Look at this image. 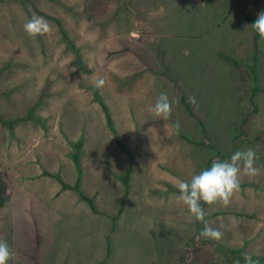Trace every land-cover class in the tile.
Masks as SVG:
<instances>
[{
	"label": "rangeland",
	"instance_id": "374dc122",
	"mask_svg": "<svg viewBox=\"0 0 264 264\" xmlns=\"http://www.w3.org/2000/svg\"><path fill=\"white\" fill-rule=\"evenodd\" d=\"M262 5L0 0V114L14 121L0 122V241L13 253L9 264H247L227 259L217 243L264 255V39L255 60L247 18L257 19ZM33 16L48 22L47 33L24 31ZM161 93L178 101L166 121L149 111ZM182 93L195 97L207 135ZM77 126L98 145L116 131L134 150L131 188L120 183L127 161L116 140V151L87 147L78 189L62 186L60 177H81L67 157ZM249 148L258 174H242L227 205L202 204L220 239L192 240L198 224L177 202V184ZM94 151L115 158L112 179H103L109 170L95 166Z\"/></svg>",
	"mask_w": 264,
	"mask_h": 264
},
{
	"label": "clouds",
	"instance_id": "9594fccd",
	"mask_svg": "<svg viewBox=\"0 0 264 264\" xmlns=\"http://www.w3.org/2000/svg\"><path fill=\"white\" fill-rule=\"evenodd\" d=\"M24 31L31 37L44 35L50 29L48 22L39 16L31 17L24 24ZM255 33L264 39V12L258 14L257 19L251 24ZM106 81L101 78L96 81L97 88H103ZM189 102L195 105V97H189ZM178 101L170 99L167 93H161L154 103L149 106V111L161 120L166 121L174 104ZM256 153L253 149L237 150L229 159L214 160L209 167L201 169L191 176L190 180H180L177 184L179 195L177 202L185 205L189 213L204 224L200 235L204 238L220 239L222 233L209 226L205 219V210L202 204L212 205L222 201L227 205L231 196L239 191L241 175L255 176L259 169L255 166ZM13 253L7 243L0 241V264H9ZM247 264H254L252 258L246 257Z\"/></svg>",
	"mask_w": 264,
	"mask_h": 264
},
{
	"label": "crops",
	"instance_id": "0c3cea01",
	"mask_svg": "<svg viewBox=\"0 0 264 264\" xmlns=\"http://www.w3.org/2000/svg\"><path fill=\"white\" fill-rule=\"evenodd\" d=\"M79 127L77 126V129H78ZM109 129V128H108ZM107 130V129H106ZM113 133H112V135H110V132H107V133H105V134H103L99 139H100V145H98L97 143H96V141L94 142L93 140H92V137L90 138V136L89 135H87V134H84V133H82V132H80L79 131V129L76 131V132H74V134H73V136H74V139L71 141L72 142V147H75L76 149H74L69 155H67V157L69 158V159H71L72 161H74V163H76V161H75V158H74V155L77 153V150H78V148H77V145L78 144H80L81 143V147H80V149L78 150V159H79V164H80V168L78 167V165H77V168L75 167V165L73 164V166H71V168H72V170L74 171H76V172H78V170H81V171H79V172H81L80 174H81V177H80V175L78 174V179L79 180H67V178L65 177V176H63V180H64V182L65 183H67L68 185H70V186H75V183H76V185H79V184H81V182H82V172L84 171V169L82 168L83 167V165H84V156H83V152L87 149V147H89L90 146V148H91V146L93 147V148H106L107 150L109 149V150H113V151H116L115 150V140H116V142H118V145H119V147H120V150H121V152L123 153V155L125 154V159H126V161H127V166H126V168L124 169V171H123V174L121 175V177H120V183H121V186L123 187V189H124V192L126 191V189H127V185H126V183L124 182V179H125V176L127 175V173H129V179H130V176H131V173H132V170H133V168H134V164H135V152H134V150H128V148L126 147V145L122 142V140H121V138H120V136H119V134L118 133H116V131H112ZM94 133V132H93ZM97 136V133L95 132L94 133V136ZM92 140V141H91ZM93 144H92V143ZM91 143V145H89ZM93 155L95 156V158H97L96 159V161L94 162L93 161V163L95 164V166L96 165H98V166H102V167H108L107 169L109 170L106 174H104L103 175V179H105L106 181H108V180H110V179H112V176H110L109 175V172L110 171H113L112 170V167L110 166V163H113V161H115V158H113V159H108V158H103V154H100V153H98V152H93ZM92 155V156H93ZM92 156H91V158H92ZM93 156V157H94ZM100 157H102L103 158V160H102V163H98V161L97 160H99L100 159ZM134 158V159H133ZM71 165V164H70ZM78 169V170H77ZM66 170V169H65ZM98 170V168L96 169H93L92 168V171L95 173V175L99 172V171H97ZM114 172V171H113ZM130 182H131V180L129 181V188H131L132 187V185L130 184ZM101 189L99 188V186L97 185V186H95L94 187V191H93V194H95V196H100V194H101ZM123 192V200H124V193ZM129 194H130V192H128ZM109 196L110 195H106V197H107V199H108V201H110V199L111 198H109ZM101 202H103V200L101 199ZM101 202H98V204L99 205H101ZM123 202H125V201H123ZM127 202V201H126ZM126 202H125V204H126ZM125 206V205H124ZM102 207V206H101ZM124 209H126V208H124ZM123 209V210H124ZM125 211V210H124ZM118 217V216H117ZM117 217H115V218H117Z\"/></svg>",
	"mask_w": 264,
	"mask_h": 264
},
{
	"label": "trees",
	"instance_id": "16d2710c",
	"mask_svg": "<svg viewBox=\"0 0 264 264\" xmlns=\"http://www.w3.org/2000/svg\"><path fill=\"white\" fill-rule=\"evenodd\" d=\"M52 1H56V0H52ZM38 12L43 14L44 16H47V17L54 19L60 26L62 25L61 21L58 18H56L52 15H49L48 13H46L44 11L38 10ZM262 12H264V0H263V5H262ZM247 18L253 22L256 20V18H251L248 16H247ZM260 38L261 37L257 33H255L254 40H253L254 59L255 60L258 59L259 39ZM226 60L232 61V62L236 61L235 59L230 58V57H226ZM12 65H13V63L7 62L5 64V67H11ZM171 79L174 82L176 81L175 78H171ZM181 102L185 106L189 115L197 118L202 134L207 135V128H206V123H205L204 119L201 116L196 115V113L193 109L192 103L189 102V99L185 93L181 94ZM244 121H245V119H244ZM0 122L4 125L12 126L14 121L8 120L3 115L0 114ZM80 147H81V143L77 145L78 149H80ZM74 158H75L76 164L80 168L79 159H78V150H77V153L74 155ZM59 180H60V183L62 184V186L64 188L78 189V186H70L67 183H65L61 177ZM125 183L127 185V188L129 189V173H127V175L125 176ZM80 193H81V196L89 202V204L92 206V208L95 211H97L93 200L89 196L85 195L83 192H80ZM4 202H5V198L2 196V190H1L0 191V207L4 205ZM197 224H198V226H197L198 228H197V231H196L194 237L192 238V240H194V241L196 240L197 242H203V243L207 242L210 244L214 243L215 241L206 239L200 235L201 231L203 230V227H202V225L199 224V221H197ZM217 246L220 249V251L225 254L227 259L240 260V261L247 263L246 257L250 256L252 258L254 264H264V255H262V254L252 255V254H249L243 247L234 248V247L226 246L225 244H222V243H217Z\"/></svg>",
	"mask_w": 264,
	"mask_h": 264
}]
</instances>
